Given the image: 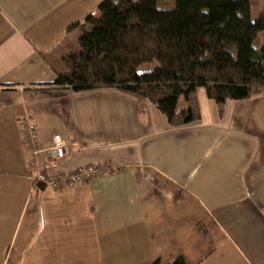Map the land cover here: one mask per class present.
<instances>
[{
  "label": "crops",
  "instance_id": "0c3cea01",
  "mask_svg": "<svg viewBox=\"0 0 264 264\" xmlns=\"http://www.w3.org/2000/svg\"><path fill=\"white\" fill-rule=\"evenodd\" d=\"M101 1L0 0V264H264V95L220 106L198 88L201 119L173 126L122 90L53 85L79 49L68 26ZM25 116L41 148L71 144L46 171L112 170L35 181Z\"/></svg>",
  "mask_w": 264,
  "mask_h": 264
},
{
  "label": "trees",
  "instance_id": "16d2710c",
  "mask_svg": "<svg viewBox=\"0 0 264 264\" xmlns=\"http://www.w3.org/2000/svg\"><path fill=\"white\" fill-rule=\"evenodd\" d=\"M164 1L174 6L160 8ZM98 11L68 26L79 30V49L63 58L66 71L53 85L122 90L154 104L173 126L201 119L198 88L220 106L264 95V0H102ZM181 97L187 107L179 108Z\"/></svg>",
  "mask_w": 264,
  "mask_h": 264
},
{
  "label": "built area",
  "instance_id": "2783aa9c",
  "mask_svg": "<svg viewBox=\"0 0 264 264\" xmlns=\"http://www.w3.org/2000/svg\"><path fill=\"white\" fill-rule=\"evenodd\" d=\"M24 143L31 154L35 170L32 174L35 181H40L51 188L70 187L75 184L87 182L94 177L102 176L110 172L112 168L106 164H88L74 170H51L59 166L60 162L71 153V144L60 134L54 137L53 142L45 149L41 148L37 125L31 116H25L21 120ZM44 151L48 157L47 167L39 164V154Z\"/></svg>",
  "mask_w": 264,
  "mask_h": 264
},
{
  "label": "rangeland",
  "instance_id": "374dc122",
  "mask_svg": "<svg viewBox=\"0 0 264 264\" xmlns=\"http://www.w3.org/2000/svg\"><path fill=\"white\" fill-rule=\"evenodd\" d=\"M170 6H172V7L174 6V3L171 2V1H164V2H160L159 3V7L163 8V9L171 8ZM95 15L97 17H99L100 16V12L97 10ZM258 15H259V8L256 7V5H255L253 7V9H252L253 19H256L258 17ZM76 40H77L76 44H78V46H79V43H78L79 42V33H77V35H76ZM156 66H157L156 63L146 64V65H143L142 67H140L138 72L139 73H145V72H147V71H149L151 69H154ZM185 103H186V101H185L184 97H181L180 100H179V108H184L185 107L184 106Z\"/></svg>",
  "mask_w": 264,
  "mask_h": 264
}]
</instances>
